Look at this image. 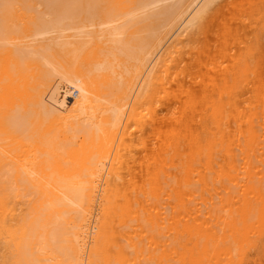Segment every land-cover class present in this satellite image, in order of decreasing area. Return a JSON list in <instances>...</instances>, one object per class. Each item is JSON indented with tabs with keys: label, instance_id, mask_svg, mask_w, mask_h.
I'll return each instance as SVG.
<instances>
[{
	"label": "bare ground",
	"instance_id": "obj_1",
	"mask_svg": "<svg viewBox=\"0 0 264 264\" xmlns=\"http://www.w3.org/2000/svg\"><path fill=\"white\" fill-rule=\"evenodd\" d=\"M0 264H264V0H0Z\"/></svg>",
	"mask_w": 264,
	"mask_h": 264
}]
</instances>
